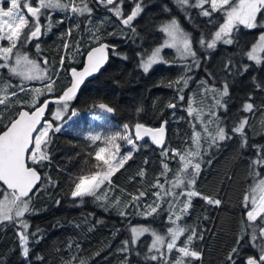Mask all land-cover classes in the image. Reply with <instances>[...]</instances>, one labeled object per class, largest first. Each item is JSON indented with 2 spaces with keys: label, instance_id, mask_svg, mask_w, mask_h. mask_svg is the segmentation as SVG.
I'll use <instances>...</instances> for the list:
<instances>
[{
  "label": "trees",
  "instance_id": "16d2710c",
  "mask_svg": "<svg viewBox=\"0 0 264 264\" xmlns=\"http://www.w3.org/2000/svg\"><path fill=\"white\" fill-rule=\"evenodd\" d=\"M32 3L35 5L36 0H32ZM165 5L171 12L164 10ZM90 6L93 13L88 27L93 30L99 27L104 41L115 45L116 52L120 55L113 54L110 48L107 66L98 76L85 83L73 99L67 101L68 110L65 111L64 117L58 121L51 117L56 103L47 114L46 121H51L54 126H61L72 118L73 111L80 115H98L96 111H91L93 105L107 102L115 109L113 116L109 118L111 123L119 127L128 124L132 136L134 125L138 122L158 128L162 121H167V146L183 151L192 144L193 125H196L197 130L200 129L195 112L190 116L187 111L189 103L194 109L201 106L198 82L207 79L209 84L215 83L217 87H221L219 69L227 56H234L238 62L250 65L248 71L242 75L229 77L230 96L227 98V111L218 112L227 124L229 132L234 119L238 116H249L251 127L245 129L247 146L241 148L240 137L233 135L231 140L221 142L219 148L210 149L208 154L203 156L205 162L195 185V189L203 195L217 196L222 205L209 206L203 199L194 197L189 209L190 214L177 223L194 226L197 231L204 233L203 240L194 241L193 246L202 252V259L194 264H228L227 256L233 247H238V253L234 256L236 264H246V258L250 256L258 257L259 251L252 246L247 235H244L239 244L237 238L242 234L241 219L247 211L243 197L245 194L251 195V188L260 178L250 174V161L257 155V148L254 147L256 145L262 146L261 154L264 155V110L252 115L242 112L241 107L249 93L253 94L257 106L264 103V91L256 89L253 83V78L256 82L264 83V64L257 65L236 54L241 50L250 49L258 37L259 30L242 29L236 34L238 47L236 44H218L217 49L210 52V57L205 58V53L195 41H198L202 32L205 35L214 32L223 19L220 12L214 13L211 18L213 22L209 23L210 18L197 14L199 9H188L192 17L190 22L185 12H182L173 0H143V11L133 22L139 35L133 40L131 33H128L127 37L122 34L123 26L111 12L97 7L94 2ZM121 8L125 15L130 13L133 8L132 0H125ZM173 17L177 18L183 29L192 34L193 46L201 58L199 68L193 67L188 73L193 79L184 90L183 101L178 98V86L175 83L184 72V68L178 66V59L177 64H160L148 73L140 67L141 53L150 54L155 46L162 43L163 33L159 31V26ZM262 17L264 13H260L258 20ZM62 18L61 23L59 21ZM51 19V30L42 35L39 41L33 40L23 51L27 52L30 58H37L42 67L48 68V76L54 81L52 91H47V79L39 82H19L8 70L0 69V75L12 85L8 89L9 93L18 91L17 86L25 89L19 91L18 96L10 97L12 101L18 102L7 108L0 105V109H4L0 114V134L21 110L31 111L48 98H60L70 85V72L83 66L89 48L94 46L91 43V33L85 31L87 15L79 18V29L72 27L70 37L65 34L69 27L77 23L75 17L68 19L66 13L55 11ZM29 20L31 22V17ZM41 23H46L44 17H41ZM65 39L70 41L67 52L63 49ZM77 40L81 41L82 47L74 50L73 42ZM37 42L40 44L39 54L34 47ZM124 55L127 59L122 58ZM167 55L171 56L167 60L173 59L171 53ZM43 57L48 59V65L43 64ZM188 63H191V60ZM208 73L216 75L215 81L208 77ZM35 88L41 89L42 95L36 97V103L32 105ZM169 103H176L177 106L168 108ZM210 103L211 98L208 97L203 104L205 109ZM49 138V159L42 162L43 167L40 164L28 163L41 174L40 186L33 192L35 195H30L31 212L23 217L29 224V258L25 260L21 254L18 225L4 222L0 224V264H72L74 260H82L84 264H158L143 258L151 244L152 236L141 237L131 254L121 252L120 249L122 242L130 239V229L133 226L149 227L161 234H166L167 229L174 226L166 220L168 213L162 210L167 207L166 203L158 210L159 214L142 215L147 205L156 199L152 193L157 189L152 185L157 177L161 183L165 180V177L160 175L163 171L161 148L137 141L142 147L112 176L114 186L107 191V198L97 201L93 197H84L81 203L79 199H72L71 190L82 175L83 169L91 173L98 168L94 167L97 162L94 157L103 142L97 141L93 144L86 137L65 128H61L58 133L51 131ZM43 148L42 145V150ZM167 163L171 169L167 178L172 180L181 166L179 158L169 159ZM141 170L145 172L144 177L139 175ZM259 172L261 177H264V167H260ZM46 178L50 179L45 182ZM169 186L165 184V188ZM140 191L147 194L141 198L138 209H131V214L127 217L121 216L118 208L126 202L131 203L130 196L138 195ZM205 216L207 219H204ZM37 229L40 230L39 235L32 236L31 233ZM184 239L185 236H181L177 244L182 245ZM137 252L140 255H137ZM177 255L174 249L169 255L170 261ZM159 264L163 262L160 261Z\"/></svg>",
  "mask_w": 264,
  "mask_h": 264
},
{
  "label": "snow or ice",
  "instance_id": "6c2138e0",
  "mask_svg": "<svg viewBox=\"0 0 264 264\" xmlns=\"http://www.w3.org/2000/svg\"><path fill=\"white\" fill-rule=\"evenodd\" d=\"M95 3L97 7H103L111 12L117 19L120 20L123 28L122 34L127 37L131 33V38L134 40L138 36L137 28L133 22L143 11V0H132L133 8L125 15L121 5L125 0H36L35 5L32 0H9L10 6L5 9L0 6V69H8L10 75L19 77L21 81H44L47 79V91L51 92L54 81L50 76H47L48 68L42 67L37 58H30L27 52L23 49L32 44L33 40L39 41L42 35H46L51 30L53 22L51 19L55 11H60L67 14L68 19L75 17L77 23L69 27L66 36L70 37L72 34V27L79 29V18L85 15L88 20L85 21V31L91 33V43L94 45L89 48L87 53V66L82 72H72L74 81L71 86L59 98V102L63 103L61 110L55 114L56 119H60L61 111L68 110L67 101H70L76 93L78 87L83 83L84 78L98 72L100 68L107 61L108 50L111 48L112 53L120 55L116 52L115 45H109L103 39V33L100 28L95 30L88 27L91 24V16L93 8L90 6ZM177 7L185 12L186 18L192 22L191 14L187 11L190 8L199 9L197 13L200 16L208 17L209 23H212L213 14L220 12L223 19L214 32L205 35L201 33L198 41L199 49L205 53V58L210 57V52L217 49L218 44L232 46L238 45L236 34L239 31V26L243 25L247 29L261 28L264 29V17L258 20V14L264 13V0H173ZM111 6V7H109ZM26 10V11H25ZM164 10L171 12V9L165 5ZM31 17V22L29 20ZM41 17L45 18L46 23H41ZM63 22V18L59 21ZM26 29V31H25ZM127 30V31H125ZM159 31L163 33L162 43L155 46L150 54L141 53L140 67L145 73L157 63H165L169 66L177 64L184 68V72L175 81L179 100H184V90L188 88L189 82L193 79L189 72L193 67L199 68L201 58L193 46L192 34L182 28L177 18L173 17L170 21L164 22L159 26ZM63 38V37H62ZM3 41L8 44L4 46ZM74 50H79L82 47L81 41L73 42ZM70 41L64 40L63 49L67 52ZM37 54L40 53V44H34ZM164 48H171L175 50L176 56L171 59H165L161 53ZM264 53V32H261L259 38L254 42L250 49L241 50L236 55L246 57L248 61L254 62L257 65L264 64V58L261 57ZM127 59V56H122ZM191 60V63L188 61ZM11 61V63H9ZM43 64L48 65L49 61L46 57L42 58ZM64 62V57H61V64ZM250 65L238 62L234 56H227L224 58L222 67L219 69L222 86L217 87L215 83L209 84L207 79H201L197 87L201 90V106L199 109H194L189 103L187 111L191 116L195 112V119L200 125L197 130L196 125H193V135L191 137L192 144L187 149L181 151L180 149H171L165 142V126L167 121H162L158 128L146 127L143 123H136L134 125L135 135L130 136L126 133L129 130V125L124 124V133H105L103 137L100 133L90 134L86 137L87 140L95 144L102 139L107 142L109 147L114 146L117 153L120 151V146L115 144V141L123 139L127 145H130L128 152L116 159L114 156H106V147H99L95 153L94 159L102 162L103 168L100 171L91 174L81 175L78 182L74 183L71 190V197L75 201L79 199L82 203L84 197H93L100 201L107 198V191L114 185L112 176L120 171L124 165L132 159L133 153L138 151L142 145H138L137 141H141L145 136H149L153 144L161 148L162 169L161 176L165 177L161 183L159 177L152 187L157 191L152 195L156 198L152 203L147 205L145 211L142 212L144 216H151L152 214H159L158 210L162 209V204L166 203L167 207L163 211L168 213L166 220L171 222L173 227L167 229L166 234H161L149 227H131V237L122 242L121 252L131 254L135 251V246L139 238L145 234L150 233L152 236L150 247L147 252L143 254L145 261H162L163 264H194L195 261L202 259V252L194 247V241L203 240L204 233L197 231L196 227L187 224L177 223L183 217L190 214L189 209L192 207V200L194 197H199L204 200L206 205L219 207L222 205L221 199L217 196L203 195L195 189V185L199 174L201 172L202 164L205 162L203 156L208 154L213 147L219 148L221 142L231 140L233 135H238L241 139V148L247 146L246 127H251L249 123V116H238L234 119L230 132L227 124L219 116V110L227 111L228 99L230 96L229 77L242 75L248 71ZM210 79L215 81L217 78L213 73L207 74ZM255 88L264 91V83L256 82L253 78ZM12 87L11 83L0 75V105L5 108L10 107L12 101L10 97L18 96L19 91H24L23 87L17 86L18 91L8 92ZM34 97L32 105L36 103V97L42 95L39 88L33 89ZM210 97L211 103L208 104L207 109L203 106L204 101ZM176 103H169L168 108H175ZM46 104L39 107L33 113L28 111H21L17 113L15 119H11L7 126V130L0 134V181L3 185H7V189L0 185V224L9 222L18 225V237L20 240L21 254L28 260L29 258V227L28 221L20 219L25 216V213L30 212V202L32 192L37 182L41 177L38 170L26 165L25 157L31 159L32 164H40L49 159L47 154V146L51 142L49 138V131L51 125H43L40 129L37 124L40 122L41 115L44 113ZM96 109L102 113L113 114L114 107L107 102H99L93 105L91 111L95 113ZM264 110V103L260 106L255 104L253 94L249 93L247 100L242 104L241 111L255 115L256 112ZM4 109H0V114ZM138 111H140L138 109ZM78 112H71L72 116H77ZM205 117H207L205 119ZM55 132H60V127H55ZM35 133V135H34ZM231 133V134H230ZM203 141V143H202ZM33 145V150H29V146ZM42 145L44 146L42 150ZM257 155L250 161V174L254 177H260L254 186L251 188V195L245 194L243 197L244 207L247 209L245 216L241 219V235L237 238V244L247 235L252 243V246L259 251L258 257H247L246 264H264V177H261L259 172L260 167H264V155L261 154L262 146L256 145ZM171 153V156H169ZM179 158L180 168L176 171L175 178L169 180L167 173L171 171L167 160ZM147 163V161H145ZM99 167V165H94ZM141 177H144L145 172H139ZM50 178H46L45 182ZM165 184H169L165 188ZM179 189V191H177ZM11 190V191H8ZM147 193L140 191L138 195H131V203L126 202L118 208L121 216L127 217L131 214V209H138L139 202ZM35 195V193H33ZM171 197V199H165ZM185 198V199H182ZM207 219V216L204 217ZM40 230L31 233L32 236H38ZM187 233V235H185ZM181 236H185L182 245H178L177 241ZM178 255L170 261L169 255L172 251ZM238 253V247H233L227 256L228 264H236L235 254ZM140 255V253H136ZM42 259V258H41ZM127 259V257H125ZM72 264H84L82 260H74Z\"/></svg>",
  "mask_w": 264,
  "mask_h": 264
},
{
  "label": "rangeland",
  "instance_id": "374dc122",
  "mask_svg": "<svg viewBox=\"0 0 264 264\" xmlns=\"http://www.w3.org/2000/svg\"><path fill=\"white\" fill-rule=\"evenodd\" d=\"M0 6L4 7L5 9H7L10 6L9 0H0ZM190 9H195V8H190ZM258 16H259V14H258ZM255 30H259L258 37L256 39V41H257L258 38H259V35L261 34V32H264V29L255 28ZM2 44L4 46H6L8 44V42L7 41H3ZM170 53L172 54V58H174L176 56L175 50L174 49H171V48H164L162 50L161 55L165 59H167L168 57L171 58L170 55L169 56L167 55V54H170ZM260 55H261L262 58H264V53H261ZM0 63H3V61H0ZM160 64H164V63H157V64L153 65L148 72H150L155 66L160 65ZM4 70H8V69H4ZM47 76H48V72H47ZM15 78L19 82H26V83L27 82H36V81L39 82L40 81V80L21 81V79L19 77H15ZM61 105H63L62 102H58L56 104V106H55V108H54V110H53V112L51 114V117L53 118V120H57L58 121V120H61L64 117L65 111H61V117H60V119H56L55 118L56 112L58 110H61L62 109V106ZM44 125H51V129L49 131V134H50L51 131H54L55 127L65 128L66 130H70L71 132H76L78 135H82L83 137H87L88 135L94 134V133H100L102 137H103V135L105 133H108V134L124 133L123 126H121V127L116 126V125H114V124L111 123V121L109 120V118L102 117L99 114L98 115H96V114H88V115H80V114H78L77 116H72V118H70L66 123H64L61 126H54L51 121H45V124ZM126 134L132 136V133H131L130 128H129V130H128V132ZM101 141L103 142V147H106L105 155L106 156H109V155L114 156L116 159H119L120 156H122L123 154L127 153L128 150H129V148L131 147L130 145H127V143H126L125 140L118 138L115 141V144H117V145L120 146V151H119V153H117L116 148L114 146L109 147L107 145V142L106 141H104L103 139ZM28 163L29 164H32V161L29 158H28ZM96 165H99V167L94 172H91V173H95L97 171H100L101 168L104 167L103 164H102V162H98L97 161L96 162ZM81 172H82V175L91 174L88 170H85V169H83ZM31 209H32V200L30 202V212H31ZM30 212H28V213H30ZM20 219H23V217L20 218ZM146 235L151 236L150 233H145L141 237L146 236ZM149 247H150V245H149Z\"/></svg>",
  "mask_w": 264,
  "mask_h": 264
},
{
  "label": "water",
  "instance_id": "95a60500",
  "mask_svg": "<svg viewBox=\"0 0 264 264\" xmlns=\"http://www.w3.org/2000/svg\"><path fill=\"white\" fill-rule=\"evenodd\" d=\"M109 57H110V52L108 50V57H107V61L104 63V65L100 68V70L98 72H95L93 73L92 75H89L87 76L86 78H84L83 80V83L80 84V86L78 87L76 93L74 94L73 98L79 93V91L81 90V88L84 86L85 83H87L88 81H90L91 79L95 78L96 76H98L100 74V72L107 66L108 62H109ZM87 66V55L85 57V61H84V64L81 68L79 69H73L71 72H70V85L69 87L71 86L72 82L74 81V78L72 76V72L73 71H76L77 73L79 72H82L83 69ZM68 87V88H69ZM67 88V89H68ZM66 89V91H67ZM72 98V99H73ZM59 102V98H48L44 101H42L35 109L29 111L27 109H23L21 111H28L30 114L33 113L34 111H36L39 107H43L45 104H46V107L44 109V113L41 115V119H40V122L37 124V128L40 129L44 124H45V121H46V117H47V114L49 113L50 109L56 104ZM20 111V112H21ZM96 112L99 114V115H102L104 117H107V118H111L113 116V114H106V113H102L100 112V110L96 109ZM18 118V117H16ZM148 127V126H146ZM166 128V126H165ZM7 130V128L5 129ZM4 130V131H5ZM3 133V132H2ZM1 133V134H2ZM35 135V133H34ZM134 135H135V130H134ZM168 133H167V129L165 131V142H167V136ZM140 143L142 144H150L151 146L155 147V148H160L158 147L157 145L153 144L152 141H151V138L149 136H145L143 140L139 141ZM29 150L32 151L33 150V145H30L29 146ZM25 162H26V165H29L28 164V155L26 154V157H25ZM34 168V167H33ZM38 174L40 175L41 177V174L38 172ZM1 185H3V182L0 181ZM40 183H41V179L40 181L37 182L36 186L33 188L32 192L29 193V195H31L39 186H40ZM3 188L4 189H7V185H3ZM8 191H11V190H8Z\"/></svg>",
  "mask_w": 264,
  "mask_h": 264
},
{
  "label": "flooded vegetation",
  "instance_id": "af4514ba",
  "mask_svg": "<svg viewBox=\"0 0 264 264\" xmlns=\"http://www.w3.org/2000/svg\"><path fill=\"white\" fill-rule=\"evenodd\" d=\"M259 15H260V14H259ZM258 17H259V16H258ZM242 29H247V28H245L243 25H240V26H239V31H238V33H239ZM247 30L254 31L255 29H247Z\"/></svg>",
  "mask_w": 264,
  "mask_h": 264
}]
</instances>
